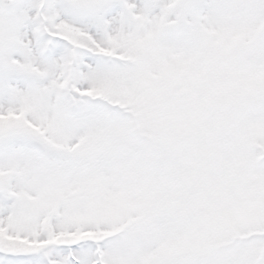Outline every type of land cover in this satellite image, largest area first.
Returning <instances> with one entry per match:
<instances>
[{
  "label": "snow or ice",
  "instance_id": "1",
  "mask_svg": "<svg viewBox=\"0 0 264 264\" xmlns=\"http://www.w3.org/2000/svg\"><path fill=\"white\" fill-rule=\"evenodd\" d=\"M0 264H264V0H0Z\"/></svg>",
  "mask_w": 264,
  "mask_h": 264
}]
</instances>
